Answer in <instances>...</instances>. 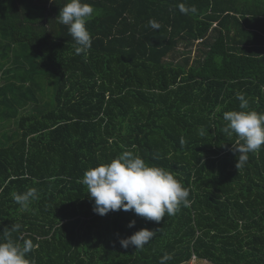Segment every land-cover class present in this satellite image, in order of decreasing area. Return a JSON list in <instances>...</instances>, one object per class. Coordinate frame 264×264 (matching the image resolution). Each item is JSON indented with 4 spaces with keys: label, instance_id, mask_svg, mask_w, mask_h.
Listing matches in <instances>:
<instances>
[{
    "label": "trees",
    "instance_id": "16d2710c",
    "mask_svg": "<svg viewBox=\"0 0 264 264\" xmlns=\"http://www.w3.org/2000/svg\"><path fill=\"white\" fill-rule=\"evenodd\" d=\"M67 2L0 0V122L12 123L0 134V239L21 224L11 238L33 240L31 264H145L151 241L125 249L119 239L158 229L155 245L169 223L184 237L180 250L158 244L175 252L173 264L193 254V264H264V146L238 169V137L223 132L237 93L264 112V9L86 0L97 15L85 56L56 18ZM179 3L198 11L182 14ZM40 76L55 84L49 108L39 105ZM123 151L175 173L190 206L159 223L132 211L96 214L84 173ZM33 187L39 199L22 211L12 193Z\"/></svg>",
    "mask_w": 264,
    "mask_h": 264
},
{
    "label": "clouds",
    "instance_id": "9594fccd",
    "mask_svg": "<svg viewBox=\"0 0 264 264\" xmlns=\"http://www.w3.org/2000/svg\"><path fill=\"white\" fill-rule=\"evenodd\" d=\"M180 13L188 15L197 13L195 5H177ZM97 15V9L86 0H68L58 16V22L67 25L69 34L75 41L76 54L85 56L92 47V37L87 24ZM152 29L158 30L161 25L155 19L149 21ZM240 101L239 110L223 113L227 122L223 132L238 139L232 144L231 151L237 156L236 167L240 169L248 160V154L257 152L264 146V112H257L249 107V101L243 93H237ZM203 135V130H201ZM183 143V140L181 141ZM87 186V194L94 201L93 211L101 216L110 211H132L146 220L159 223L166 215H175L181 205L190 206V192L172 171L147 163L140 155L131 151H123L108 163H102L86 170L81 181ZM13 200L22 211H27L34 200L39 199L38 190L29 188L24 193H12ZM135 219L128 224L134 227ZM16 223L10 229L5 228L3 239H0V264H31L27 254L35 245L32 239H24L22 243L11 238L12 233L21 229ZM158 229L142 228L132 235L120 238L122 248L129 246L143 249L156 235ZM178 249V245L175 248ZM172 259L165 253L160 264ZM194 262L196 254L192 255Z\"/></svg>",
    "mask_w": 264,
    "mask_h": 264
},
{
    "label": "rangeland",
    "instance_id": "374dc122",
    "mask_svg": "<svg viewBox=\"0 0 264 264\" xmlns=\"http://www.w3.org/2000/svg\"><path fill=\"white\" fill-rule=\"evenodd\" d=\"M246 0H239V4H238V7L240 9H243L244 7V3H245ZM253 4H259L258 3V0L257 1H254ZM199 47V45H198ZM179 49L181 51H187L186 48L184 47V45H180L179 46ZM195 52H196V47L193 46L192 48V53H191V56H192V59H194V55H195ZM184 59V58H182ZM42 86V91L40 90H36V94L38 95L39 98H41L39 101V105L42 106V105H47L48 102H50L47 106V108L51 107L52 106V97H53V94H54V89H55V84H51L49 85L48 84V81L45 79V78H42V76L39 77V82ZM28 85V84H27ZM34 90V89H33ZM49 92H51V95H49ZM47 94V95H46ZM48 101V102H47ZM47 102V103H46ZM9 125H12L11 122H7L6 125L4 126L3 123L0 122V134L1 132L3 133L6 129H8ZM169 221H171V219H167ZM185 222H183V224H181V227L184 226ZM167 230L166 232H164L163 234H161V236H159L160 238V241L158 242V244H161V248L166 251V250H171L173 248H175V246L178 245V250L181 249V242L182 240L184 239L183 235H181L180 232H178L177 230L173 229V225L169 224L166 226V229ZM157 243V241H153L151 240V242L149 243L150 244V247H151V251H150V259L148 260H145V264H160V260L161 258L165 255L166 252H163V253H160L159 251L161 250L160 247L158 246V244H155V245H152V243ZM152 247H155V248H152ZM153 250H156V251H153ZM175 253L174 251H170L169 254H173ZM189 261L183 263V264H188ZM194 263V260H191L189 264H193ZM166 264H173V258L168 260L166 262Z\"/></svg>",
    "mask_w": 264,
    "mask_h": 264
},
{
    "label": "crops",
    "instance_id": "0c3cea01",
    "mask_svg": "<svg viewBox=\"0 0 264 264\" xmlns=\"http://www.w3.org/2000/svg\"><path fill=\"white\" fill-rule=\"evenodd\" d=\"M249 3V7L251 8V9H254V10H257V14H259V13H261L262 11L261 10H263L264 9V3H259V4H253L254 3V1L253 0H246L245 1V3ZM244 3V4H245ZM239 4V0H236V5H238ZM259 20H261L260 18H258ZM257 21V20H256ZM217 23V22H216ZM216 23H215V25H216Z\"/></svg>",
    "mask_w": 264,
    "mask_h": 264
}]
</instances>
